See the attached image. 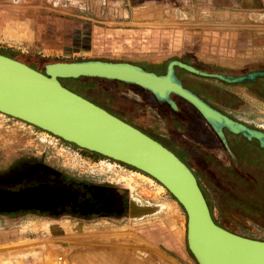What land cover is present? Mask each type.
I'll use <instances>...</instances> for the list:
<instances>
[{"label": "rangeland", "instance_id": "rangeland-1", "mask_svg": "<svg viewBox=\"0 0 264 264\" xmlns=\"http://www.w3.org/2000/svg\"><path fill=\"white\" fill-rule=\"evenodd\" d=\"M14 1L0 0V5L9 8L14 4L15 8L7 12H15L22 21L31 20L32 29L43 47L52 31V38L56 40L61 31L72 33L83 23L85 33L91 32V37H96L94 42H98L95 28H114L113 23L123 22L125 16L141 11L125 7L123 0ZM261 32L264 33V27ZM0 52L6 53L3 49ZM17 52L10 56L40 71L51 62L124 59L108 55L96 58L79 55L61 58L59 55L46 59L31 53L23 57ZM102 84L95 83L84 89L83 94L125 122L163 140L165 129L154 111H138L139 108L132 104L136 97L129 90L120 89L122 94H110L98 89ZM259 117L260 122L245 121L264 132V118ZM248 143L253 151L248 150L245 161L236 169L227 167L229 163L221 152L210 160L211 163L201 158V153H195L197 158H186V163L196 176L212 220L231 233L264 241V153H259L264 152V147H259L254 140ZM163 146L175 156L180 153L170 143ZM178 156L183 158L181 153ZM57 176L94 190L104 188L119 192L126 198L119 207L122 214L81 218L49 217L30 210L0 213L1 233L26 238L0 246V264L39 263L57 254H62L70 264H196L185 245V214L164 188L158 192L157 182L128 166L0 114V190L18 191L26 185L52 182ZM239 177L243 180L253 178L262 185L261 189L244 188L238 182ZM236 200L247 207L242 210L236 207Z\"/></svg>", "mask_w": 264, "mask_h": 264}, {"label": "water", "instance_id": "water-1", "mask_svg": "<svg viewBox=\"0 0 264 264\" xmlns=\"http://www.w3.org/2000/svg\"><path fill=\"white\" fill-rule=\"evenodd\" d=\"M174 67L226 83L264 77V69L240 76L208 74L178 61H169L162 75L126 62L99 60L51 62L39 72L0 54V114L128 166L157 182L185 214V245L196 264H264V241L236 235L215 224L195 177L172 152L60 83L77 78L116 81L150 93L156 102L173 111L174 95L188 103L223 144L224 128L264 147V132L231 120L183 88ZM55 192L45 186L0 191V213L46 211L59 199Z\"/></svg>", "mask_w": 264, "mask_h": 264}, {"label": "crops", "instance_id": "crops-1", "mask_svg": "<svg viewBox=\"0 0 264 264\" xmlns=\"http://www.w3.org/2000/svg\"><path fill=\"white\" fill-rule=\"evenodd\" d=\"M122 2L127 8L141 11L125 16L123 22L113 23L114 28H95L98 42H94L96 37H91V32L88 31L87 36L83 23L72 33L67 31L63 34L61 31L56 40L52 38V31L45 47L36 37L31 20L22 21L15 12H7V9L15 8L14 4L9 8L0 5V49L6 52L0 54L13 58L11 53L18 51L23 57L31 53L46 59L59 55L61 58L108 55L124 59L107 62L122 61L145 66L141 68L158 70L162 74L169 61H178L208 74L231 76L264 69L259 67L264 65V33L261 32L264 27V0ZM174 74L183 88L233 121L256 129L245 119L255 123L260 122L259 116L264 118V77L226 83L191 74L179 67H174ZM25 239L23 235L17 237L0 232V246Z\"/></svg>", "mask_w": 264, "mask_h": 264}, {"label": "flooded vegetation", "instance_id": "flooded-vegetation-1", "mask_svg": "<svg viewBox=\"0 0 264 264\" xmlns=\"http://www.w3.org/2000/svg\"><path fill=\"white\" fill-rule=\"evenodd\" d=\"M142 69L149 71L147 68ZM36 71L41 72L40 70ZM149 72H153L156 75L162 74L158 70H150ZM181 85L183 87L182 82ZM98 89L102 92L117 95L122 94V91H118L120 89L125 91L129 90L136 97V99L132 100V104L139 108L137 109L138 111H141V109H149L154 111L162 121L163 127L165 129V136L163 137V140L156 139L149 133L142 131L140 128L125 122L111 111L107 110L105 107H102L101 105L84 98L94 105L102 108L109 114L117 117L118 119L124 121L125 123L154 139L162 146L166 143L172 144V146L181 153L183 158L181 159V157L178 156L180 153L177 155L179 158L177 156L176 157L191 171L196 182V176L186 163V158L191 159L193 157L192 159H194L195 153H201L200 157L206 160L208 159L211 163L210 160L213 159L217 153L221 152L224 159L229 163L227 167L231 166V168L236 169L239 164L242 165V163L245 161V158L248 155V150L253 149V147H250L248 143L251 142V140H246L240 135L232 134L224 128L222 129V134L225 144H223L217 138L211 128L198 115V113L192 107L174 95H171V99L176 106V110H172L174 112L172 113L168 110L170 108L166 104L165 105L167 107H165V105L162 103L156 102L150 93L136 89L134 87H126L122 84L118 85L116 83H103L102 85H99ZM197 161L199 162V160ZM218 165H220V163H218ZM53 179L54 180H52V182L46 181L41 182L38 185L31 184L24 186L25 188L23 187V189H26L45 186L49 190L56 191L55 196L59 198L51 209L46 211H30H37L49 217H56L59 215L78 216L81 218L94 215L99 217H114L122 214L119 210V207L122 203H124V201H126V198L119 192L104 188H98L97 190H94L85 184L69 181L67 179L60 178L59 176L54 177ZM0 191L16 192L10 190ZM18 211L21 210H17V212Z\"/></svg>", "mask_w": 264, "mask_h": 264}, {"label": "trees", "instance_id": "trees-1", "mask_svg": "<svg viewBox=\"0 0 264 264\" xmlns=\"http://www.w3.org/2000/svg\"><path fill=\"white\" fill-rule=\"evenodd\" d=\"M26 64V63H24ZM27 66L30 67V65L26 64ZM32 68V67H31ZM34 70H38V69H35L33 68ZM68 83L69 85L65 84ZM98 82H102V83H117V84H122V83H119V82H116V81H107V80H101V79H96V78H77V79H66V80H60V83L63 87L67 88L68 90L72 91L73 93L81 96L82 98H87L83 92L85 91L84 89L86 88H89L91 86H93L95 83H98ZM126 87H134L136 89H139L138 87L136 86H132V85H127V84H122ZM141 90V89H140ZM143 91V90H142ZM163 105H165L164 103H162ZM165 107H167L165 105ZM168 109V108H167ZM169 111H171L172 113H174L172 110L168 109ZM261 149V148H260ZM263 150V149H261ZM259 153H264L263 151H260ZM253 179V178H252ZM251 178H249L248 180H243L241 179L240 177L238 178V182H240L241 184H243L242 186L244 188H248L250 190V187L251 189H261L260 187L262 185H260L259 182H255L252 181ZM247 189V190H248ZM236 207H240V209L242 210V207H247V206H244V204L241 202V201H238L236 200ZM235 203H233L234 205ZM227 205V204H226ZM214 222V221H213ZM215 223V222H214ZM216 224V223H215ZM222 228V227H221Z\"/></svg>", "mask_w": 264, "mask_h": 264}, {"label": "built area", "instance_id": "built-area-1", "mask_svg": "<svg viewBox=\"0 0 264 264\" xmlns=\"http://www.w3.org/2000/svg\"><path fill=\"white\" fill-rule=\"evenodd\" d=\"M32 264H70L62 254L55 255L51 260Z\"/></svg>", "mask_w": 264, "mask_h": 264}, {"label": "bare ground", "instance_id": "bare-ground-1", "mask_svg": "<svg viewBox=\"0 0 264 264\" xmlns=\"http://www.w3.org/2000/svg\"><path fill=\"white\" fill-rule=\"evenodd\" d=\"M135 177H136V176H135ZM158 189H159L158 192H159V191H162V190H163V187L160 186V188H158ZM44 261H48V260H42V261H38V262H44Z\"/></svg>", "mask_w": 264, "mask_h": 264}]
</instances>
